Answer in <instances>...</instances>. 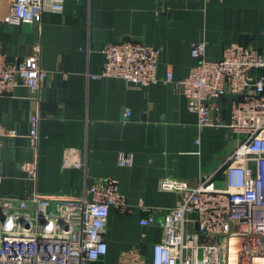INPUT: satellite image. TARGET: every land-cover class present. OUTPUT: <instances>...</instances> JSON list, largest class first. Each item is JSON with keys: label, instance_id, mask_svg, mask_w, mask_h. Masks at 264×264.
Segmentation results:
<instances>
[{"label": "crops", "instance_id": "1", "mask_svg": "<svg viewBox=\"0 0 264 264\" xmlns=\"http://www.w3.org/2000/svg\"><path fill=\"white\" fill-rule=\"evenodd\" d=\"M9 8V0H0V53L15 63L39 46L47 77L36 94L22 85L0 97V124L15 131L1 139L0 201L35 192L79 198L95 178H112L130 204L150 210L111 212L105 264H118L120 254L134 247L150 260L162 231L159 225L145 230L139 221L148 214L162 218L180 197L163 191L161 180L195 186L217 175L222 181L220 171L239 144L230 127L233 97L218 101L215 126L200 129L197 114L172 84L142 86L102 76L103 51L123 41L156 47L158 75L185 78L196 64V42L207 43L206 56L213 61L233 44L264 52V0H66L62 13L45 12L19 25L3 22ZM126 109L131 117L125 120ZM35 113L38 150L29 137ZM122 153L133 156L131 166L119 165ZM34 160L35 180L23 169ZM144 230L148 239L142 243Z\"/></svg>", "mask_w": 264, "mask_h": 264}, {"label": "built area", "instance_id": "2", "mask_svg": "<svg viewBox=\"0 0 264 264\" xmlns=\"http://www.w3.org/2000/svg\"><path fill=\"white\" fill-rule=\"evenodd\" d=\"M9 1L3 22L19 25L36 22L45 12L62 13L66 0ZM206 49L203 41L192 45L196 64L181 79L171 72L158 75L159 48L123 41L103 51L102 76L142 86L172 84L186 97L188 110L197 114L200 129L215 126L218 101L232 96L230 127L239 137L236 151L220 171L221 182L217 175L205 176L195 186L172 177L161 180L160 188L178 193L179 199L162 218L148 214L139 221L145 230L159 225L161 240L153 245L150 260L141 247H134L120 254L118 264H264V52L233 44L213 61ZM40 58L39 46L15 63L0 53V97L13 95L22 85L38 93L47 77ZM130 117L126 109L124 119ZM30 125V141L38 150V113ZM7 133L15 131L0 124V146ZM118 163L131 166L133 156L122 153ZM37 166L35 160L23 165L33 180ZM136 207L150 210L143 203L130 204L112 178H95L79 198L35 192L0 201V264H105L111 212L128 215ZM145 230L142 243L148 239Z\"/></svg>", "mask_w": 264, "mask_h": 264}]
</instances>
